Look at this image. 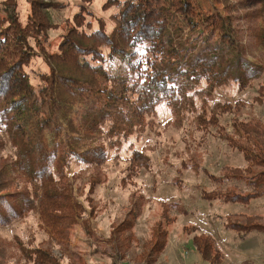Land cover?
<instances>
[{"label": "rangeland", "instance_id": "1", "mask_svg": "<svg viewBox=\"0 0 264 264\" xmlns=\"http://www.w3.org/2000/svg\"><path fill=\"white\" fill-rule=\"evenodd\" d=\"M35 1L32 5L30 0H0V22L6 19L2 10L9 5L24 28L36 20L46 26L48 39H41V46L34 39L26 41L35 56L26 71L37 90L39 76L50 74L47 55L60 53L63 36L75 25L81 7L103 19L110 31L119 0ZM189 2L201 21L192 35L183 27L188 56L211 54L224 44L222 62L230 63L241 54L264 67L260 47L264 0H233L231 4L237 6H253L238 11L220 5L219 0ZM66 65L59 63L66 74L83 77L73 72L78 71L74 64ZM210 82V86L207 80L196 83L188 93L191 99L161 103L152 114L133 118L119 129L113 121L106 122L96 140L106 147V163L89 166L74 160L66 170L63 188H69L71 201L79 204V209L69 212L75 215L70 223L59 224L61 228L54 232L46 223L49 217L44 220L37 210L0 228V264H264V194L248 205L225 201L228 194L247 196L253 191L251 184L263 180L259 176L264 173L263 155L250 172L237 169L248 165L243 154L247 137L264 145V72L246 87L227 78L222 86H216L213 78ZM97 83L103 79L97 77ZM89 98L71 110L78 128L84 115L92 114L93 105H98ZM3 108L0 99V190L10 195L40 190L13 164L18 152L7 130L11 115H4ZM59 127L54 123L49 128L56 133ZM121 129L130 135L120 138ZM63 130L70 128L62 125L56 133L59 140ZM21 144L28 147L24 140ZM247 148L258 155L251 143ZM251 228L255 230L249 233L240 230ZM198 234L211 237L219 247L200 240ZM195 241L206 246L205 259L198 255Z\"/></svg>", "mask_w": 264, "mask_h": 264}, {"label": "trees", "instance_id": "2", "mask_svg": "<svg viewBox=\"0 0 264 264\" xmlns=\"http://www.w3.org/2000/svg\"><path fill=\"white\" fill-rule=\"evenodd\" d=\"M30 1L32 5L36 4L35 0ZM232 2L219 0L220 5L231 11L253 7L237 6L236 2ZM117 8L119 11L113 22L115 27L109 31L103 19H96L92 12L81 7L74 17L75 25L63 36L60 53L47 55L50 74L39 76L41 86L37 90L31 73L26 71L35 57L26 41L31 38L41 46V39H48L46 26L43 21L36 20L35 24L24 28L13 17L9 5L2 10L4 16L7 15L0 22L2 112L11 115L7 130L10 129L9 134L18 152L13 164L40 190L33 188L32 191L23 190L10 195L1 189L0 228L9 227L37 210H40L44 220L49 217L46 223L54 232L61 228L59 224L68 225L75 216L69 212L79 209V204L71 201V193H67L69 188H63L66 170L74 160L89 166L106 163L105 145L96 144L106 122L113 121L115 129H119L133 118L140 120L152 114L161 103L191 99L188 93L203 80H207L210 86V78H213L216 86H222L227 78L240 87H246L264 72L263 64L245 60L241 54L230 63L222 62L224 59L220 57L223 56L224 44L216 46L211 54L205 53L195 59L188 56L183 42V27H188L186 34L192 35L198 31L201 21L189 0H119ZM35 13L34 8L32 15L36 18ZM263 15L264 12L260 16ZM86 17L90 20L86 21ZM93 21L97 22L95 28ZM172 31L175 39L171 37ZM164 36H167L166 41H163ZM205 43L210 45L209 41ZM260 47L264 50V31L260 35ZM106 49L109 50L108 55H105ZM60 62L65 67L67 63L70 66L74 64L78 71L72 69L73 72L81 73L83 77L66 74L63 67H59ZM97 77L102 78L103 83H97ZM89 97L95 98L98 105H93L92 114L84 115L78 128L72 120L71 110ZM107 115L110 119L105 118ZM54 123L60 126L56 133L61 132L62 125L70 128L63 130L61 140L49 128ZM118 135L121 138L122 135L129 136L130 132L121 129ZM21 140L28 147L22 146ZM244 142L247 145L251 143L258 152V155L252 154L247 145L244 147L243 154L248 165L237 170L248 173L258 166L255 164L259 157L264 156V145L250 142L248 137ZM27 153H33L31 158ZM261 163L263 166L264 159ZM259 176L264 180V173H259ZM263 180L251 184L253 191L247 196L227 193L229 196H225V201L248 205L252 199L264 194ZM60 186L63 191L59 190ZM240 230L249 233L255 228ZM198 235L200 240L204 238L218 246L211 237ZM194 246L198 255L205 259L206 246L196 241Z\"/></svg>", "mask_w": 264, "mask_h": 264}]
</instances>
